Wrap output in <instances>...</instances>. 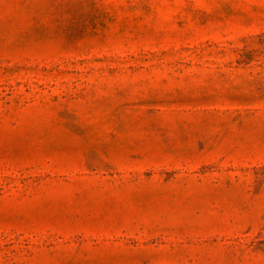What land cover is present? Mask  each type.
<instances>
[{
  "label": "rangeland",
  "instance_id": "rangeland-1",
  "mask_svg": "<svg viewBox=\"0 0 264 264\" xmlns=\"http://www.w3.org/2000/svg\"><path fill=\"white\" fill-rule=\"evenodd\" d=\"M0 264H264V0H0Z\"/></svg>",
  "mask_w": 264,
  "mask_h": 264
}]
</instances>
